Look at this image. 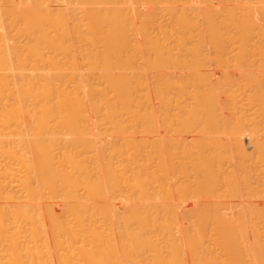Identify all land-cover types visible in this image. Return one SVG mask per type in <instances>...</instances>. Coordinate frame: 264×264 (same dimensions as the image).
<instances>
[{
	"label": "bare ground",
	"instance_id": "bare-ground-1",
	"mask_svg": "<svg viewBox=\"0 0 264 264\" xmlns=\"http://www.w3.org/2000/svg\"><path fill=\"white\" fill-rule=\"evenodd\" d=\"M0 264H264V0H0Z\"/></svg>",
	"mask_w": 264,
	"mask_h": 264
}]
</instances>
